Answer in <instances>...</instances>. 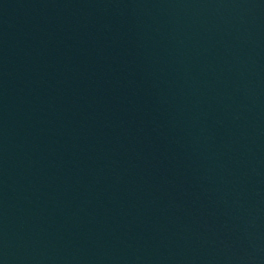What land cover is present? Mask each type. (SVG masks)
I'll return each instance as SVG.
<instances>
[{
  "label": "water",
  "instance_id": "1",
  "mask_svg": "<svg viewBox=\"0 0 264 264\" xmlns=\"http://www.w3.org/2000/svg\"><path fill=\"white\" fill-rule=\"evenodd\" d=\"M0 264H264V0H0Z\"/></svg>",
  "mask_w": 264,
  "mask_h": 264
}]
</instances>
